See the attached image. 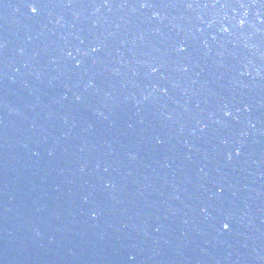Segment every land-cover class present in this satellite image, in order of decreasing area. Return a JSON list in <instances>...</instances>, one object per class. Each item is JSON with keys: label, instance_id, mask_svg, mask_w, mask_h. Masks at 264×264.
<instances>
[{"label": "water", "instance_id": "1", "mask_svg": "<svg viewBox=\"0 0 264 264\" xmlns=\"http://www.w3.org/2000/svg\"><path fill=\"white\" fill-rule=\"evenodd\" d=\"M0 264H264V0H0Z\"/></svg>", "mask_w": 264, "mask_h": 264}, {"label": "snow or ice", "instance_id": "2", "mask_svg": "<svg viewBox=\"0 0 264 264\" xmlns=\"http://www.w3.org/2000/svg\"><path fill=\"white\" fill-rule=\"evenodd\" d=\"M33 11H35V9H33Z\"/></svg>", "mask_w": 264, "mask_h": 264}]
</instances>
